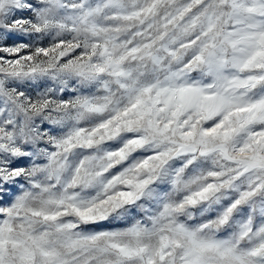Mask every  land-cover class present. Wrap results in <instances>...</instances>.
Wrapping results in <instances>:
<instances>
[{"label": "snow or ice", "instance_id": "obj_1", "mask_svg": "<svg viewBox=\"0 0 264 264\" xmlns=\"http://www.w3.org/2000/svg\"><path fill=\"white\" fill-rule=\"evenodd\" d=\"M0 264H264V0H0Z\"/></svg>", "mask_w": 264, "mask_h": 264}]
</instances>
